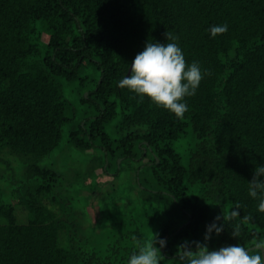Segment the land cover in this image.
<instances>
[{
  "label": "trees",
  "instance_id": "16d2710c",
  "mask_svg": "<svg viewBox=\"0 0 264 264\" xmlns=\"http://www.w3.org/2000/svg\"><path fill=\"white\" fill-rule=\"evenodd\" d=\"M223 24L228 30L213 38L210 28ZM167 32L205 73L182 119L118 86L147 42H172ZM75 82L89 115L70 142L101 150L91 174L136 171V204L103 228L74 210L59 172L39 164L77 116L65 96ZM189 131L195 143L186 166L174 145ZM258 164L264 0H0V189L5 184L18 200L0 202V264H127L157 232V246L166 241L161 264H180L186 241L193 251L197 241L259 251L264 212L249 195ZM214 221L223 231L206 241Z\"/></svg>",
  "mask_w": 264,
  "mask_h": 264
},
{
  "label": "clouds",
  "instance_id": "9594fccd",
  "mask_svg": "<svg viewBox=\"0 0 264 264\" xmlns=\"http://www.w3.org/2000/svg\"><path fill=\"white\" fill-rule=\"evenodd\" d=\"M228 30V25H213L210 34L215 38ZM167 41L147 42L144 49L138 52L131 62L129 74L119 80L118 86L138 95L140 99L148 98L157 107L168 110L178 119H182L188 111L189 105L186 97L194 96L204 78L199 62L188 64L184 51L176 42L177 37L167 32ZM264 164H258L255 174L249 181V195L258 199V211L264 212ZM237 213L234 212L233 215ZM219 217L217 218V220ZM223 225L215 221L206 226L204 239L210 240L213 232L217 235L223 231ZM232 235L238 237L240 228L237 226ZM166 244L165 239H156L150 244H142L137 252L129 257L127 264H161V248ZM196 250L192 244L185 242L178 257L180 264H264V239L256 242L255 248L259 251L251 254L252 250L241 244H230L218 249L210 250L208 245L195 242Z\"/></svg>",
  "mask_w": 264,
  "mask_h": 264
},
{
  "label": "rangeland",
  "instance_id": "374dc122",
  "mask_svg": "<svg viewBox=\"0 0 264 264\" xmlns=\"http://www.w3.org/2000/svg\"><path fill=\"white\" fill-rule=\"evenodd\" d=\"M90 72L93 73V71ZM78 84L79 82H75L73 85L65 86V96L77 108V116L64 125L60 144L50 155L44 157L39 164L59 172L61 175L60 187L66 193V197L74 203V210L81 211L83 213L82 217L88 218L91 222L92 220L97 222V218H99L102 221L100 228H103L112 225L113 219L115 222L117 220L123 221L126 218L132 205L136 204L135 199L139 188L135 187L134 175L136 171L127 169L128 166L125 167L127 170H123L118 176H106L102 179L98 178L97 171L91 174V166L95 164L94 158L101 155V150L83 151L70 142L71 131L77 128L79 121L89 115L86 106L80 104V87ZM86 89L85 96L91 90L90 88ZM67 115L72 116L73 114L68 112ZM110 133L115 135L113 129H110ZM194 143V135L189 131L184 139L174 145L182 155L183 164L186 166L189 161V151L194 147ZM94 154L97 156H93ZM14 161L15 170L21 174L23 170L22 161L19 159ZM114 173V168H110V174ZM1 201L13 203L18 201L14 198V194L5 187V184L0 189ZM20 208L16 206V214L21 222L25 223L27 216ZM117 217L120 219H115ZM157 234L151 236V239H157ZM256 252L252 250L251 254H256Z\"/></svg>",
  "mask_w": 264,
  "mask_h": 264
},
{
  "label": "water",
  "instance_id": "95a60500",
  "mask_svg": "<svg viewBox=\"0 0 264 264\" xmlns=\"http://www.w3.org/2000/svg\"><path fill=\"white\" fill-rule=\"evenodd\" d=\"M128 74H129V72H128ZM128 74H127V75H128Z\"/></svg>",
  "mask_w": 264,
  "mask_h": 264
}]
</instances>
